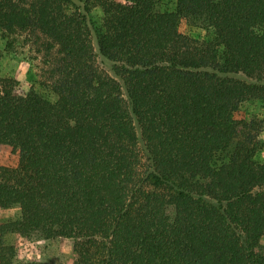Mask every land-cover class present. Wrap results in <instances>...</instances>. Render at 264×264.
<instances>
[{
    "label": "trees",
    "instance_id": "obj_1",
    "mask_svg": "<svg viewBox=\"0 0 264 264\" xmlns=\"http://www.w3.org/2000/svg\"><path fill=\"white\" fill-rule=\"evenodd\" d=\"M158 1L0 0L7 47L44 38L56 95L0 77V146L18 154L0 209L20 210L0 264L10 231L69 239L72 264H264L262 144L234 118L264 103V0ZM182 17L213 40L180 33Z\"/></svg>",
    "mask_w": 264,
    "mask_h": 264
},
{
    "label": "rangeland",
    "instance_id": "obj_2",
    "mask_svg": "<svg viewBox=\"0 0 264 264\" xmlns=\"http://www.w3.org/2000/svg\"><path fill=\"white\" fill-rule=\"evenodd\" d=\"M157 6L161 11L170 12L175 9L176 0H159ZM101 18L102 12L99 8L90 11V22L98 25ZM178 29L183 35L198 42H209L214 37L210 27L192 17H182ZM43 39L41 37L36 41L33 36L22 34L15 37L13 48H9L0 32V77L16 80L18 91L22 94L35 91L52 101L56 95L52 91V83L45 78L47 67L44 65V52L41 47ZM234 118L255 123L257 138L262 144L255 159L264 162V103L256 98L245 100L234 112ZM17 161V152L8 145L0 146V167H14ZM19 218L20 210L17 206L0 209V224ZM4 242L14 247L13 264H72L76 259L73 243L64 237H45L36 231L26 235L10 231L4 236ZM261 243L264 245V236Z\"/></svg>",
    "mask_w": 264,
    "mask_h": 264
}]
</instances>
